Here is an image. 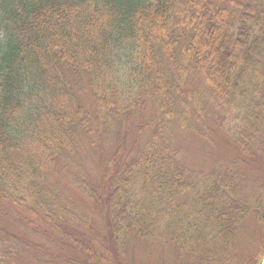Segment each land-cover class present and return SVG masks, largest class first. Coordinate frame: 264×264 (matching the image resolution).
Listing matches in <instances>:
<instances>
[{
	"label": "trees",
	"instance_id": "obj_1",
	"mask_svg": "<svg viewBox=\"0 0 264 264\" xmlns=\"http://www.w3.org/2000/svg\"><path fill=\"white\" fill-rule=\"evenodd\" d=\"M215 127L229 153L189 167L180 134L216 147ZM63 157L108 227L102 255L53 178ZM11 210L43 241L0 248V264L30 250L36 264L125 262L131 240L176 264H256L241 234L255 214L264 245V0H0V215Z\"/></svg>",
	"mask_w": 264,
	"mask_h": 264
},
{
	"label": "rangeland",
	"instance_id": "obj_2",
	"mask_svg": "<svg viewBox=\"0 0 264 264\" xmlns=\"http://www.w3.org/2000/svg\"><path fill=\"white\" fill-rule=\"evenodd\" d=\"M138 121L139 120H135V123ZM214 129L216 130L217 127ZM224 134L225 131L220 129H217L214 133L213 138L217 142L216 147L208 144V140L201 138L198 134H180L179 144L182 146L184 160L196 170L208 169L214 158L223 159L225 155L229 153V148L225 143L226 136ZM86 157H88L89 160ZM83 158L86 159V164L83 162L86 169L89 170L90 168L91 170H96V166L93 163V159L89 152H84ZM68 161L69 157H63L60 159L59 170L57 172L55 171L53 178L59 182L63 189L68 190L70 194L76 196L79 210L83 213L85 222L87 221L85 216H89L102 226L101 215L93 207L91 201L85 195H77L78 187L72 184L71 179L67 176L73 175V173L70 170L68 174L63 172ZM84 174H89V171H86ZM17 215L18 214L12 210L7 214L0 215V226H3L20 236L23 242H25V240L41 241V239L37 238L24 222L18 219ZM81 231V233H86L89 237L93 234L82 225ZM261 232V222L257 220L255 214L250 213L243 224V231L241 234V242L243 245L242 255L244 258L252 254L257 255L256 263L258 264H264V245L260 249L259 245L255 243L256 238L258 235L260 236ZM107 234L108 231H106L103 236L107 237ZM100 239L102 240V238ZM19 255H22V252ZM22 257L23 259L20 264H27L31 257V252L24 251ZM177 257V251L173 253L169 247L157 246L151 252H148L144 247L138 248L136 242L131 240L127 261L123 262L117 259L113 260L112 264H176ZM16 260L17 258L13 259L12 263L9 264H15ZM183 264L186 263L184 262Z\"/></svg>",
	"mask_w": 264,
	"mask_h": 264
}]
</instances>
